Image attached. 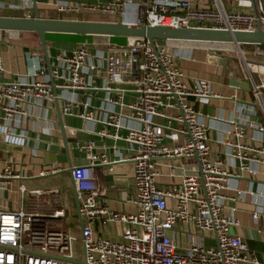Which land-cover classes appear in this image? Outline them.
Instances as JSON below:
<instances>
[{"label": "built area", "instance_id": "2783aa9c", "mask_svg": "<svg viewBox=\"0 0 264 264\" xmlns=\"http://www.w3.org/2000/svg\"><path fill=\"white\" fill-rule=\"evenodd\" d=\"M253 1L247 12H226L220 0H212V8L202 9L182 0H36V4L42 19H56L45 17L55 14L64 20L99 17L105 19L101 22L149 27L264 33V0ZM3 2H8L9 8L32 13L31 0H0V8H4ZM129 41L126 46L95 51L80 44L69 55L59 54L50 63V82L0 84V101L8 102L7 106L0 103V110L7 116H23V104L50 108L58 101L62 114L93 121L90 113L75 114L79 103L60 93L85 91L90 80L103 79V89L117 97L106 100L112 109L98 135L123 141L132 152L127 161L133 164V195L125 201L134 207V213L112 210L93 169L97 159L105 162V158L94 156L93 142H84L80 150L89 163L74 167L71 174L79 202V236L60 229L65 210L58 190L31 191L27 208L0 212V264H73L78 261L74 256L76 241L86 264H261L231 231L239 223L229 219L224 210L226 202L237 199V192L232 194L227 183L234 175L224 170L220 159L210 158L207 127L199 122L202 115L191 103L220 96L205 82L187 86L165 42H155L153 50L144 39ZM31 61L32 75L47 71L38 58ZM259 80L256 83L250 77L254 105L264 119V76ZM124 93L134 94L135 100L124 105ZM116 107L126 108L129 114L115 112ZM256 117L251 110L250 115H242L241 122L230 121L232 130L225 141L228 157L238 162L240 172L250 175L255 174L253 164L264 165V150L243 142L248 129L264 132V121L252 122ZM128 121L136 126L126 124ZM14 143L21 145L23 140ZM181 159L195 160L196 173L182 174L178 184L160 187V166ZM167 170L169 177L178 176L176 166L169 165ZM19 178L7 165L0 172V188ZM19 191L26 192L24 186ZM46 195L51 199L43 203L40 197ZM256 218L254 213L252 219ZM115 225L118 232L111 229ZM208 238L215 241L214 247L205 245Z\"/></svg>", "mask_w": 264, "mask_h": 264}, {"label": "crops", "instance_id": "0c3cea01", "mask_svg": "<svg viewBox=\"0 0 264 264\" xmlns=\"http://www.w3.org/2000/svg\"><path fill=\"white\" fill-rule=\"evenodd\" d=\"M191 2L197 8H212V0H182ZM4 8H0L1 17H33L32 13H23L17 9L9 8L8 2H3ZM222 8L226 12H247L250 11L253 0H220ZM49 18H59L55 14H50ZM13 38L12 42L1 39ZM101 37H79L71 35H47V49L50 63L55 61L59 54L69 55L70 50L77 45L87 43L92 51L98 47ZM176 45L170 49L175 58L177 68L184 75V82L189 87H194L201 82L208 83L210 90L220 96L209 101L191 100L197 111L201 113L199 122L207 127V136L211 148L210 158L220 159L226 172L234 175L227 180L231 193L237 192V199L234 202H226L224 214L229 219L237 220L239 226L231 231L234 235L244 241L250 251L254 252L259 262L264 264V165H252L255 172L250 175L240 172L237 161L228 157V149L225 141L229 139L228 133L232 130L230 121L241 122L242 115H250V111L256 107L251 91L250 77L252 73L247 65L230 66L227 61L226 69L219 64L209 61V56L218 58L222 55L214 53L213 48L204 44L173 42ZM86 44V45H87ZM233 46V45H232ZM244 49L243 56L247 55L251 45H241ZM234 49L238 50L235 46ZM232 48V49H233ZM240 50V49H239ZM204 52L205 57H204ZM241 53V52H240ZM260 54V53H259ZM255 54L262 56V54ZM242 55V54H241ZM251 62L258 63L255 57L248 56ZM32 58H38L40 65L46 68L40 46L36 35L30 33H0V62L3 69L0 74V84L50 82V75L46 71L43 75H32L30 67ZM225 58V57H224ZM245 61L247 62L246 58ZM264 76V75H261ZM260 78V77H259ZM231 80L238 82H248L249 89L245 90L230 84ZM254 80V79H253ZM104 80L97 78L88 82L85 91L70 93H60L62 96H70L75 99L79 106L74 109L75 114H92L93 121L82 118L66 116L61 113V118L52 107L34 106L23 104L21 110L25 115L7 116L0 110V172L5 167L11 166L14 174L20 178L11 180L10 184L0 188V212H16L28 206L31 191L48 192L58 190L60 193L61 205L65 210V217L60 223V229L78 237L80 232L79 214L76 208L73 192L72 178L64 172L67 169L66 151L74 167L84 166L89 163L86 153L80 150V145L84 142H93V154L97 158L104 156L105 162L97 159L94 162V175L96 180L102 184L106 191V199L112 210L119 213L131 214L135 209L126 203V198L133 195V164L127 161L132 156L130 148L125 142L105 138L98 133L105 129L103 122L109 117V110L112 107L106 103L107 99L117 97L115 92H106ZM124 105L135 100L132 93H124ZM4 106L6 101H0ZM254 107V108H253ZM115 112L128 115L126 108H114ZM261 114L252 118L253 123H263ZM60 123L64 127L66 135V147L62 138ZM128 125L136 126L133 122H125ZM112 133L113 128H107ZM125 131H120L125 135ZM7 137L13 139L8 141ZM23 140L21 145L14 143V140ZM179 142L182 139L178 140ZM246 144H252L264 150V132L262 134L248 129L243 139ZM177 167V177L168 176L167 166ZM195 160L181 159L177 161L164 162L160 168V176L157 179L158 185L167 188L170 185L180 182L179 176L182 174H195L197 171ZM107 168V169H104ZM111 169V170H110ZM55 170V173H51ZM107 177L112 180L107 181ZM24 186L26 192L22 194L19 187ZM51 196H42L43 203L50 201ZM257 214L255 220L253 214ZM112 226V230L116 232ZM119 229V227H118ZM108 234V229L106 230ZM116 234V233H115ZM205 245L214 247L213 239H206Z\"/></svg>", "mask_w": 264, "mask_h": 264}, {"label": "water", "instance_id": "95a60500", "mask_svg": "<svg viewBox=\"0 0 264 264\" xmlns=\"http://www.w3.org/2000/svg\"><path fill=\"white\" fill-rule=\"evenodd\" d=\"M32 3V18L21 17H1L0 16V33H30L36 35L40 46V52L43 56L46 69L49 73L50 61L47 49V35H71L79 37H106V38H123L144 39L148 41L150 47L155 50V42H182L195 44H219L233 45L237 49L241 45L257 46L264 49V33L257 30L254 33L241 32H225L203 29H175L167 27H149L132 24L100 22V21H77L64 19H42L39 14V9L36 0H31ZM209 61L219 64L223 69H226L227 59L216 56L209 57ZM230 84L249 89L248 82H238L231 80ZM264 103V95L262 96ZM55 110L58 118H61L58 101L54 102ZM62 138L66 147V135L63 125L60 123ZM67 169L64 172L68 173L72 178L73 166L66 151ZM93 169H96L94 166ZM107 169V168H104ZM107 181L112 180V177H107ZM72 192L79 214V202L76 188L72 180ZM80 226H81V219ZM73 264H86L85 262L72 261Z\"/></svg>", "mask_w": 264, "mask_h": 264}, {"label": "rangeland", "instance_id": "374dc122", "mask_svg": "<svg viewBox=\"0 0 264 264\" xmlns=\"http://www.w3.org/2000/svg\"><path fill=\"white\" fill-rule=\"evenodd\" d=\"M90 20L101 22V20H105V19L96 17V18H93ZM82 38H85V37H82ZM1 39L4 40L5 38L1 37ZM12 40H13V38L5 39V41H9V42H12ZM99 40H100L98 43L99 49L105 48L108 46H126V45H129L131 43L129 40L123 39V38L101 37ZM83 44L86 45L87 43H83ZM165 44L169 49H172L176 45V43H173V42H165ZM193 44H195V43H193ZM88 45L89 44H87V46ZM204 45L210 46V48H213L214 53L222 55L223 57H225L230 66H233V65L239 66L240 64H244V65L248 64V67L252 73L254 81L256 83L260 82L259 77L261 75H264V49L263 48H260L257 46L249 48L247 50V55L243 56V52L246 50L243 49L241 51V47H240V50H236L233 48L232 45H219V44H204ZM239 52H241L242 55H239L240 54ZM256 53L257 54L260 53V54H262V56L261 57L256 56L255 55ZM205 54L206 53L204 52V57H205ZM250 55H251L252 59H253V57H255V59L257 60L258 63L249 64V62H251V61L249 60L250 58L248 56H250ZM209 57H211V56H209ZM245 58H246L247 62L245 61ZM256 111H257V114H260V110L258 108H256ZM177 228H179V225H177ZM115 230H117V232H118L119 231L118 227L115 228ZM74 256H75L76 260H78L80 262L83 261V251H82L81 245L78 241H76L74 244Z\"/></svg>", "mask_w": 264, "mask_h": 264}, {"label": "bare ground", "instance_id": "6f19581e", "mask_svg": "<svg viewBox=\"0 0 264 264\" xmlns=\"http://www.w3.org/2000/svg\"><path fill=\"white\" fill-rule=\"evenodd\" d=\"M240 53V52H239ZM239 55H241V53L239 54ZM240 59V58H239Z\"/></svg>", "mask_w": 264, "mask_h": 264}]
</instances>
